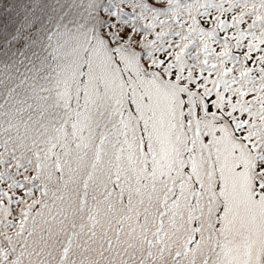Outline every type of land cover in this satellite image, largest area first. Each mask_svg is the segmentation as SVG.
<instances>
[{"label": "snow or ice", "instance_id": "obj_1", "mask_svg": "<svg viewBox=\"0 0 264 264\" xmlns=\"http://www.w3.org/2000/svg\"><path fill=\"white\" fill-rule=\"evenodd\" d=\"M58 7L0 68V264H264V0Z\"/></svg>", "mask_w": 264, "mask_h": 264}, {"label": "trees", "instance_id": "obj_2", "mask_svg": "<svg viewBox=\"0 0 264 264\" xmlns=\"http://www.w3.org/2000/svg\"><path fill=\"white\" fill-rule=\"evenodd\" d=\"M58 2L64 0H0V68L30 59L52 33L68 24L67 8Z\"/></svg>", "mask_w": 264, "mask_h": 264}, {"label": "rangeland", "instance_id": "obj_3", "mask_svg": "<svg viewBox=\"0 0 264 264\" xmlns=\"http://www.w3.org/2000/svg\"><path fill=\"white\" fill-rule=\"evenodd\" d=\"M56 27H57V24L55 25V28L54 29H56Z\"/></svg>", "mask_w": 264, "mask_h": 264}]
</instances>
